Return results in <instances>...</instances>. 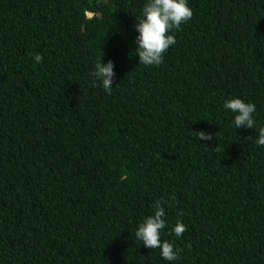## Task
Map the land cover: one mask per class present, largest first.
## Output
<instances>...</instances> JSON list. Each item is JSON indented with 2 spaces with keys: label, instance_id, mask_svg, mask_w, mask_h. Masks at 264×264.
Returning <instances> with one entry per match:
<instances>
[{
  "label": "trees",
  "instance_id": "1",
  "mask_svg": "<svg viewBox=\"0 0 264 264\" xmlns=\"http://www.w3.org/2000/svg\"><path fill=\"white\" fill-rule=\"evenodd\" d=\"M145 2L0 0V264H264V146L223 107L264 126V0H188L148 67ZM157 201L176 261L135 237Z\"/></svg>",
  "mask_w": 264,
  "mask_h": 264
},
{
  "label": "clouds",
  "instance_id": "2",
  "mask_svg": "<svg viewBox=\"0 0 264 264\" xmlns=\"http://www.w3.org/2000/svg\"><path fill=\"white\" fill-rule=\"evenodd\" d=\"M193 11L189 7L188 0H146L140 18L134 30L137 33L134 45L139 64L146 67L159 66L163 62L164 53L169 46L176 43L172 34L182 24L192 19ZM36 63L41 62L42 57L35 55ZM115 64L109 60L106 63L97 62L92 75L99 82L100 87L106 93H111L113 81L116 77L114 72ZM224 109L234 114L231 127L234 129H254L258 132L255 144L264 146V126H257L254 114L257 111L256 105L251 101L233 97L223 104ZM199 141H211L213 136L205 131H198ZM167 227L165 219V208L157 201L153 207V214L146 217L136 228L135 237L142 245L150 249H159L161 258L165 261H176L179 257V250L174 244L161 239L163 230ZM175 237H181L186 231V226L181 220H177L171 229Z\"/></svg>",
  "mask_w": 264,
  "mask_h": 264
}]
</instances>
